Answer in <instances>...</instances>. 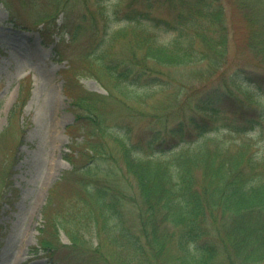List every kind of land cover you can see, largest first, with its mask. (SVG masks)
<instances>
[{
  "label": "trees",
  "instance_id": "trees-1",
  "mask_svg": "<svg viewBox=\"0 0 264 264\" xmlns=\"http://www.w3.org/2000/svg\"><path fill=\"white\" fill-rule=\"evenodd\" d=\"M43 10L32 27L54 24L61 36L56 53L72 66L63 70L64 92L75 105V136L85 138L78 149L88 151L81 166L87 165L81 177L88 182L72 183L86 194L80 214L57 224L50 202L43 210L40 245L53 251L54 263L264 264V152L251 141L264 140V0H115L111 7L107 0H47ZM235 22L259 70L244 77L237 67L215 79L224 67L227 23ZM211 57L216 70L205 64ZM190 63L205 66L189 70ZM181 67L194 82L183 90L171 75ZM81 78L95 80L107 95L86 90ZM118 85L137 101L159 93L156 109L163 111L128 115L110 105ZM118 116L140 126L111 125ZM7 175L0 162V195ZM78 221L89 238L64 226ZM56 225L68 244L57 240ZM50 226L53 241L46 236Z\"/></svg>",
  "mask_w": 264,
  "mask_h": 264
},
{
  "label": "rangeland",
  "instance_id": "rangeland-1",
  "mask_svg": "<svg viewBox=\"0 0 264 264\" xmlns=\"http://www.w3.org/2000/svg\"><path fill=\"white\" fill-rule=\"evenodd\" d=\"M92 1L95 3V0ZM46 2L47 0H0V153L3 152L0 162L8 174L2 180L5 185L1 187L0 195V264H55L50 255L53 251L47 252L40 245V241L45 237V234L39 233L45 219L43 210L47 209L45 206L50 202V207L58 213L57 224L60 221L65 222L68 218H71V221L76 219L75 215L80 214L82 207L79 202L82 200L81 194L84 193L80 188L78 190L77 186H72V183L79 182L81 186H85V182H88L81 177V173L87 168L86 164L81 167L84 163L82 158L88 151L86 146H81L82 155L78 149L85 143V138L75 136V105L64 92V79L68 72L63 70L72 66L66 60H59L55 43L59 40V35L52 28L54 24L49 23L43 30L45 23H39L37 29H41V32L32 27L37 18L44 14L43 5ZM114 2L115 0H107L109 7ZM76 16L77 13L73 17V23L77 20ZM62 20L63 14L60 13L56 26L61 24ZM236 25L240 28L238 22H235L234 28L227 23L228 38L221 55L224 67L222 71H216L215 79L217 74L227 75L237 67L242 70L244 77H249L259 70L252 61L254 57L252 59L251 50L243 46L245 38L243 32L235 30ZM161 36L166 37L164 32H161ZM203 43L196 41L199 53L204 56L207 51ZM114 54L117 55L115 51ZM71 55L72 59L77 58L74 52H71ZM210 59L211 62L205 64L215 68L216 58ZM205 64L190 63L187 69L197 70ZM186 67L172 69L171 72L174 80L180 82L179 87L182 90L194 83L192 80L187 81L189 71ZM161 73L166 76V80L167 68H162ZM27 75L31 80L28 94L23 91L28 84L24 81L27 78L22 80ZM80 82L88 91L107 95L92 79L83 78ZM197 85L198 82L194 87ZM116 88L121 89L123 93L118 92ZM111 91L112 94L108 97H112L114 102L109 104L117 103L128 115L135 110L145 113L163 111L156 109L158 101L163 103L159 93L137 101L124 94L125 89L121 85L111 88ZM20 98H26L24 103H21ZM17 102L19 109L15 106ZM171 103L175 104L174 101ZM186 111L187 117L193 113L188 109ZM12 113L16 121L11 126ZM228 118L231 116L228 115ZM128 124L140 126L134 124L129 117L119 116L111 125L124 128ZM136 130L138 131L137 128ZM254 135H257V131ZM88 136L90 141H95L90 138V133ZM261 137H264V133ZM147 140L145 136L139 138V141L135 138V142ZM251 141H255L258 151L264 152V140L258 143L261 141L259 135ZM75 146L77 148H74ZM53 203H57L56 208ZM64 226L79 236L82 230L86 239L91 236L90 230L84 228L79 221L69 222L68 225L65 223ZM60 227L55 226V236L60 243L68 244L69 237ZM46 236L53 241L52 226L47 228Z\"/></svg>",
  "mask_w": 264,
  "mask_h": 264
}]
</instances>
